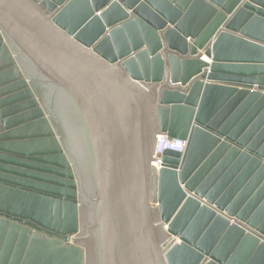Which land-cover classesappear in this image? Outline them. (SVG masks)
Instances as JSON below:
<instances>
[{
    "label": "water",
    "instance_id": "1",
    "mask_svg": "<svg viewBox=\"0 0 264 264\" xmlns=\"http://www.w3.org/2000/svg\"><path fill=\"white\" fill-rule=\"evenodd\" d=\"M0 38L63 98L91 177L82 231L78 164L27 87L52 146L0 140V263L87 264L88 242L97 264H264V0H0ZM160 133L186 149L155 171Z\"/></svg>",
    "mask_w": 264,
    "mask_h": 264
},
{
    "label": "crops",
    "instance_id": "2",
    "mask_svg": "<svg viewBox=\"0 0 264 264\" xmlns=\"http://www.w3.org/2000/svg\"><path fill=\"white\" fill-rule=\"evenodd\" d=\"M3 50L6 52L9 63L0 70V136L5 134L8 138L6 136L0 140L7 142L13 140L14 144L27 147L31 143L34 144V140L38 139L34 135L40 132L39 137L43 139L40 147L48 148L52 146L51 141H48L50 140L48 127L44 120L37 118L36 105L25 94L27 81L23 80L13 56L0 47V52Z\"/></svg>",
    "mask_w": 264,
    "mask_h": 264
},
{
    "label": "flooded vegetation",
    "instance_id": "3",
    "mask_svg": "<svg viewBox=\"0 0 264 264\" xmlns=\"http://www.w3.org/2000/svg\"><path fill=\"white\" fill-rule=\"evenodd\" d=\"M21 65L26 66L25 72L30 78V81H29L30 85L27 84V87L29 89H31L33 97H35L37 99V101L40 100L37 103L39 104V107L41 108L42 112H47V114L49 115L48 116L49 122L52 125H54V123H55L56 130H57V127H60V129L62 128L61 131H63V132L62 133L60 132V134H61V139H62V142H63L65 149L67 146V149L69 150V148H70L69 143L71 141L73 143L74 148H76V146H77L78 149L77 148L76 149L78 151L81 150L82 153L84 154L85 149L83 148V140L81 139V136H78L77 140L74 139L76 134L72 130V127H73V126H71L72 120L68 115L69 112H68L66 104L60 99L61 96H59L58 93L54 92L52 85L49 84V81L41 78L25 63L22 62ZM25 94H26V92H25ZM60 122L62 125L60 124ZM56 124H58V125H56ZM67 128H69V130ZM70 129H71V131H70ZM57 132H59V131L57 130ZM67 132L69 133V135H68L69 138L65 139V134ZM68 150H67V154H69ZM73 172H74V175L76 176L77 174L75 173L74 168H73ZM81 198H83V201H84V203H83L84 209H82L80 212L81 214L79 215L78 223H79L80 229L83 231L87 225L85 227L82 226V223H81L82 214H84L83 213L84 211H85V213L89 212L90 200L85 196L83 197V194H82ZM82 231H81V234L83 233ZM14 250H18V248H14V247L12 248V252L10 253L9 258L13 254ZM29 250H30V248L28 249V247H26L25 250L22 252L17 251V253H20L21 259L23 258V261L20 259L21 261L18 264H27V263L28 264H30V263L35 264L36 259L38 262L39 259H41L42 257H43V260L45 261V263L47 264L46 261H48L49 253H46V252L43 253L42 248L41 249L38 248L35 250V253L31 255L30 254L31 251H29ZM40 250H41V252H40ZM38 253H40V254H38Z\"/></svg>",
    "mask_w": 264,
    "mask_h": 264
},
{
    "label": "rangeland",
    "instance_id": "4",
    "mask_svg": "<svg viewBox=\"0 0 264 264\" xmlns=\"http://www.w3.org/2000/svg\"><path fill=\"white\" fill-rule=\"evenodd\" d=\"M1 43L2 44L4 43L3 38H0V45H1ZM0 47L2 48V46H0ZM2 52H4L6 54V52L4 50ZM2 52H0V57L1 58L3 56V54H1ZM16 65H17V63H16ZM60 99L62 101H64L63 98H60ZM69 117H70V114H69ZM67 129L69 130V128H67ZM72 130H74V128ZM70 131H71V129H70ZM68 135H69V133L67 132L65 134V139L69 138ZM74 139L77 140V136H75ZM69 145H70V150H71L70 154L73 156L72 160L75 161L76 164H78L77 165V169H75V173L77 175L74 178H75V181L77 180V184H78V182L80 183V186H79V188L77 187L76 191H78L79 194L82 193L83 197L84 196L85 197H91L90 193H89V189H90V186H91V177H90V172L88 171V168H86V166H85V155L82 153L81 150L80 151L77 150L78 149L77 146H76L77 149L74 148L72 142H70ZM80 190H82V191L80 192ZM78 192H77V194H78ZM79 200H80V204H79V206H80L81 205V201L83 202V198H81ZM85 214H87V213H85ZM81 223H82L83 227H85L86 224H88V222L86 221V218H84V215L82 216ZM42 235L45 236L49 240L52 239L51 236H49L48 234H42ZM85 246H86L85 248H89L90 249L89 253H91L90 254L91 256L89 255V257L87 259V264H97L96 260H95V257L93 256V250H94L95 246L93 245V243L90 245V243H88V242H85ZM21 249L22 248H20L19 251H21ZM82 249L86 251V249H84V248H82ZM29 251H31V253L33 252V254H34L35 253V246L30 248ZM19 256H20V253L17 254V257L14 259V262L12 261L13 264L17 263L16 261L18 260V258L20 259ZM3 258H5L4 255H2V260H3ZM21 260L23 261V258ZM11 263H10V261H8L6 264H11ZM0 264H3V263H0Z\"/></svg>",
    "mask_w": 264,
    "mask_h": 264
},
{
    "label": "built area",
    "instance_id": "5",
    "mask_svg": "<svg viewBox=\"0 0 264 264\" xmlns=\"http://www.w3.org/2000/svg\"><path fill=\"white\" fill-rule=\"evenodd\" d=\"M186 149V141L180 138H172L165 133L156 136L155 149L152 156L151 166L159 171L162 166L161 156L165 151L183 154Z\"/></svg>",
    "mask_w": 264,
    "mask_h": 264
},
{
    "label": "bare ground",
    "instance_id": "6",
    "mask_svg": "<svg viewBox=\"0 0 264 264\" xmlns=\"http://www.w3.org/2000/svg\"><path fill=\"white\" fill-rule=\"evenodd\" d=\"M121 37H124V35L122 34V31H119V34L118 35H116V37L115 38H112V40H113V42L115 43V44H119V40H120V38ZM120 45V44H119ZM118 45V46H119ZM1 54H3V56H2V58L0 57V70H1V68H3L6 64H8L9 63V61H8V58H7V56H6V54L4 53V52H2ZM34 127H35V125H33ZM37 126V125H36ZM29 132H30V130H29ZM43 132V131H42ZM45 132H47V131H45ZM44 132V133H45ZM35 133V132H34ZM33 134V133H32ZM43 134V133H42ZM30 135V134H29ZM31 136V135H30ZM32 137V136H31ZM46 138V137H45ZM34 235H36V237H38L39 239H40V242L39 243H41V244H44L43 245V248L45 247H47V245H46V243L45 242H48V240L49 239H47L45 236H43V235H41V234H34ZM230 239L231 238H228V241H230ZM246 241H248L249 242V239L247 238L246 239ZM43 242V243H42ZM2 243V242H1ZM250 243V242H249ZM40 245V244H39ZM1 249H2V247H0V251H1Z\"/></svg>",
    "mask_w": 264,
    "mask_h": 264
}]
</instances>
